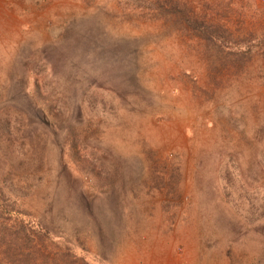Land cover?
Instances as JSON below:
<instances>
[{
	"label": "rangeland",
	"instance_id": "obj_1",
	"mask_svg": "<svg viewBox=\"0 0 264 264\" xmlns=\"http://www.w3.org/2000/svg\"><path fill=\"white\" fill-rule=\"evenodd\" d=\"M0 264H264V0H0Z\"/></svg>",
	"mask_w": 264,
	"mask_h": 264
}]
</instances>
